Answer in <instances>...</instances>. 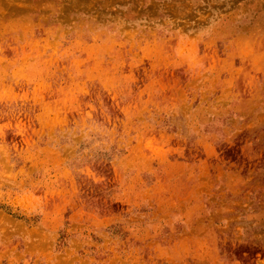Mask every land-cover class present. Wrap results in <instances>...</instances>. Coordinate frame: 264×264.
Segmentation results:
<instances>
[{"label":"rangeland","instance_id":"obj_1","mask_svg":"<svg viewBox=\"0 0 264 264\" xmlns=\"http://www.w3.org/2000/svg\"><path fill=\"white\" fill-rule=\"evenodd\" d=\"M0 264H264V0H0Z\"/></svg>","mask_w":264,"mask_h":264}]
</instances>
